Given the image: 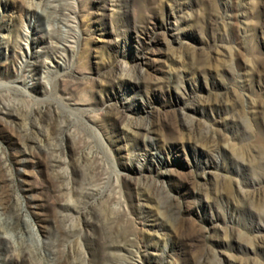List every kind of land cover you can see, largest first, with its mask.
<instances>
[{
	"label": "rangeland",
	"instance_id": "rangeland-1",
	"mask_svg": "<svg viewBox=\"0 0 264 264\" xmlns=\"http://www.w3.org/2000/svg\"><path fill=\"white\" fill-rule=\"evenodd\" d=\"M0 202L23 264H264V0H0Z\"/></svg>",
	"mask_w": 264,
	"mask_h": 264
},
{
	"label": "bare ground",
	"instance_id": "bare-ground-1",
	"mask_svg": "<svg viewBox=\"0 0 264 264\" xmlns=\"http://www.w3.org/2000/svg\"><path fill=\"white\" fill-rule=\"evenodd\" d=\"M55 10V9H54ZM57 11V10H56ZM58 16H59V21L63 18V13H62V9H58ZM68 19V18H67ZM66 24V23H65ZM48 40L50 43H52V45L50 46V48L53 50V48H55V45L52 42V37L51 36H47ZM68 47L66 46V49ZM63 49V48H62ZM10 201H6V203H3V209L5 212H10L12 214L13 217V223L11 224V228L16 227L17 222H18V218H19V213L16 211H13L11 208V203H9ZM2 204V202H0V205ZM10 224L9 222L7 223V225ZM26 255L23 253H15L14 249L11 247V245H9L7 242H3L2 240H0V264H23L25 261H27ZM31 264V263H29Z\"/></svg>",
	"mask_w": 264,
	"mask_h": 264
}]
</instances>
